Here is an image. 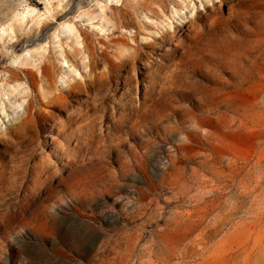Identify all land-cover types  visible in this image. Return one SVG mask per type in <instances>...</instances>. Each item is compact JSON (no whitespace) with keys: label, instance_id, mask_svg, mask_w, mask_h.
I'll use <instances>...</instances> for the list:
<instances>
[{"label":"rangeland","instance_id":"1","mask_svg":"<svg viewBox=\"0 0 264 264\" xmlns=\"http://www.w3.org/2000/svg\"><path fill=\"white\" fill-rule=\"evenodd\" d=\"M122 12L126 24L117 25ZM102 52L109 62H97L90 79L83 67ZM65 61L78 63L83 86L124 63L118 74L132 92L102 89L95 137L105 138L75 163L56 160L55 147L36 149V162L56 161L25 211H43L40 226L0 224V264H264V0H0V105L20 98L4 95L14 71L39 78L53 65L65 92L73 83L60 80ZM247 69L259 71L260 86L240 83ZM215 85L225 86L216 98ZM2 118L7 141L18 123ZM7 154L0 163L9 169ZM33 183H0V217ZM65 217L88 223L86 239Z\"/></svg>","mask_w":264,"mask_h":264},{"label":"bare ground","instance_id":"2","mask_svg":"<svg viewBox=\"0 0 264 264\" xmlns=\"http://www.w3.org/2000/svg\"><path fill=\"white\" fill-rule=\"evenodd\" d=\"M125 19H126V12L124 13L122 12L120 13L119 18H115V24L124 25L126 24ZM194 30H196V27ZM207 33H209V31ZM210 43L211 41H208L207 44L209 45ZM205 50L208 52L207 56L214 55V52L208 50V47ZM101 56H98L96 58L93 55L89 60L88 64L85 65V67H83L86 69L88 68L89 70V72L85 74L88 78L91 79L92 74L95 73L97 62L102 61L105 64L109 62L107 57H105L104 52L101 53ZM139 56L140 54L136 51L133 60L137 61L139 59ZM63 63L64 65H66V68H63L64 73L61 75L60 80L72 79L73 81V83H70V85L67 87V90L65 92L60 91L59 89H57L56 86H54L55 77L52 73V70L50 69V67L53 65L50 64H49L50 66L44 65L41 68V76L39 78H36V75H34V73L30 70L21 71L24 77H21L19 72L14 71L10 73V77H9L10 83L8 86V91L5 92L4 95L7 96L14 95V97L20 96V98L18 100L10 101L9 106L6 108L0 105V113L3 117L2 119L10 121V117H11L12 120L17 121L18 124L17 127H13L10 131H8L9 140L6 141L0 139V155H3L4 153L6 154L10 153L12 155L13 153L15 154L11 157L12 166L10 165L9 169H6L5 167L6 165L0 163V183L9 180L12 181L14 184L18 183L20 185L29 178L34 183L29 188L30 195L24 194L22 196V199L25 202L20 200L19 207L15 211H9L0 217V224L5 228L8 227L11 224V221L13 220H18V224L20 227L37 229L40 226L39 217L40 214L44 212L39 211L37 213V211H31L30 214L27 216L25 211L27 207H30L32 205V203L34 202V197L37 194H39L41 191V189L39 188L41 184H37V182L43 181L44 184L45 182L48 181L52 173L51 169H53V167L51 169L50 167L52 165H55L56 161L52 163V161H48V158L46 157L47 159L42 158L39 162H36L34 157V153L36 152V149L38 147L44 148V146L46 145L52 148L55 147L56 160H59L65 163L66 165H71L75 163L78 160V153L80 150L83 149V147L90 148L94 141H97V143L99 144L105 138L103 136L101 137V133L99 132L101 130L98 131L100 133V136H98L97 138L95 137V134L97 132V131L95 132V122L97 119H94V117L97 114H99V112L101 111L105 112V108H106L103 106L101 107V105L103 104L102 102L101 103L99 102L100 101L99 96L102 92V89H105L106 85L109 84H111L110 88H113L112 91L115 90L118 91L119 87H121V90L123 91L122 94L119 96L121 98L126 97L128 94H130V92H132V82L130 81L128 75H126L127 73H124L123 71L121 72L122 73L121 75L118 74L119 70L122 67L125 68L128 67V65L125 66L124 63L119 65L115 63L112 64L110 69L104 76L105 77L104 80L99 82V78L95 77L93 81L90 80L87 84H85V86H83L80 83V81L76 80L77 72L80 70L78 63L76 64L77 68L73 67L72 65H69V61H65ZM242 76H241L242 79L240 81L241 84L252 83L260 86L259 71H257L253 76L252 70L247 69V71H245ZM240 86L241 88L243 87V85ZM224 88L225 86L215 85L214 87H211V89L209 90L210 93L214 95L216 98L217 95H219L220 93L222 94ZM205 90H207V88ZM201 91L203 90H200V92ZM225 95L226 94H224L223 98H221L222 96L218 97V100L220 98L219 102L226 101L227 96ZM42 106L47 107L50 111L46 114H43L41 112ZM100 107H101V111H100ZM20 109L21 111H23L22 114L19 113ZM120 112L122 113V109L121 106L120 107L118 106L116 109L115 116L117 115L121 116ZM55 113H57V115H55ZM113 114H115V112ZM136 115L137 114L135 113V116ZM241 116L247 117V114L242 113ZM127 117H134V113L131 112L129 115H127ZM100 118H102V116ZM124 119L125 118H123L122 121L120 122L123 123ZM114 120L115 119L113 118V121ZM87 121L88 123L86 124ZM117 122L118 120L116 121V123ZM80 123L81 124L85 123V124L79 125ZM100 123L101 122H99L98 124ZM119 126L120 124L115 125L113 127L110 126L111 128H108L110 133H113L114 137L119 136L120 133ZM48 138L51 139V142L49 143L47 140ZM58 140H60L61 142L59 143ZM72 140L74 141V145H75L74 147H71L70 145V142ZM30 196L33 198H31Z\"/></svg>","mask_w":264,"mask_h":264},{"label":"clouds","instance_id":"3","mask_svg":"<svg viewBox=\"0 0 264 264\" xmlns=\"http://www.w3.org/2000/svg\"><path fill=\"white\" fill-rule=\"evenodd\" d=\"M62 223L67 230L77 239H86L88 232V223L82 220H68L63 218ZM38 264H44L42 260L38 261Z\"/></svg>","mask_w":264,"mask_h":264}]
</instances>
